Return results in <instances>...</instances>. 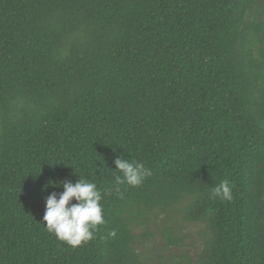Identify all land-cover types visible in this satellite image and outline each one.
Listing matches in <instances>:
<instances>
[{"label": "trees", "instance_id": "16d2710c", "mask_svg": "<svg viewBox=\"0 0 264 264\" xmlns=\"http://www.w3.org/2000/svg\"><path fill=\"white\" fill-rule=\"evenodd\" d=\"M118 156L151 175L117 192ZM80 178L106 222L72 248L45 198ZM159 213L194 264H264V0H0V264H147Z\"/></svg>", "mask_w": 264, "mask_h": 264}, {"label": "clouds", "instance_id": "9594fccd", "mask_svg": "<svg viewBox=\"0 0 264 264\" xmlns=\"http://www.w3.org/2000/svg\"><path fill=\"white\" fill-rule=\"evenodd\" d=\"M116 169L121 175L114 177L119 192V185H141L146 177L151 175V170L143 162L125 159L118 156L115 161ZM49 183L56 184V181ZM64 191L57 194L52 192L46 199V209L43 221L49 233L72 248L87 244L95 238L99 226L104 224L103 206L100 203L103 196L94 182L80 178L76 183L62 181ZM211 198L222 200L232 199L230 182L225 179L214 186L210 192ZM73 199L76 203H73ZM108 236L115 237L116 231L112 230Z\"/></svg>", "mask_w": 264, "mask_h": 264}, {"label": "rangeland", "instance_id": "374dc122", "mask_svg": "<svg viewBox=\"0 0 264 264\" xmlns=\"http://www.w3.org/2000/svg\"><path fill=\"white\" fill-rule=\"evenodd\" d=\"M172 216L177 218L171 219ZM180 218H182L180 213L170 215L159 213L153 224L149 222L151 228L147 229L148 234L139 245V250L147 264H185V261L195 263L203 244V224ZM164 225L170 226L166 228L174 237L182 238V241L177 245L165 247L167 240L163 236Z\"/></svg>", "mask_w": 264, "mask_h": 264}]
</instances>
